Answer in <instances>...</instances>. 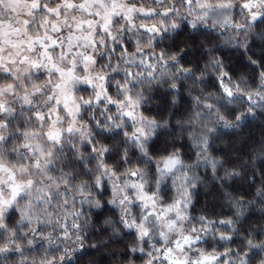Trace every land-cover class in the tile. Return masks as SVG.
<instances>
[{
    "label": "clouds",
    "instance_id": "9594fccd",
    "mask_svg": "<svg viewBox=\"0 0 264 264\" xmlns=\"http://www.w3.org/2000/svg\"><path fill=\"white\" fill-rule=\"evenodd\" d=\"M44 2L56 6L58 0ZM173 3L179 8L178 13L167 18L141 19L137 16L135 29H130L117 15L111 32L117 43L123 40L128 45V51L113 52L112 40L101 33L97 41L100 46L92 49L96 63L91 60L85 63L77 57L76 79L67 85L66 95L63 85L54 87L61 83L55 72L46 68L30 69L27 65L21 67L20 63L9 64L5 49V55L0 59V63L6 65V68H0V87L14 84L17 96L25 91H38L33 108L44 115L51 113L50 124L57 133L61 130L64 133L50 139L47 135L49 122H43L41 126L37 120L31 122L37 129L36 135L23 141L13 138L8 142L10 130L3 132L5 142L0 143V165L4 166V171L0 173V194L5 199L11 195L13 174L18 183L31 181V187H26L19 195L14 207L24 212L30 205L34 215L42 218L40 234L34 243L43 242L44 245L39 255L24 253L22 260L10 264H52L53 256L55 264H61V257H64L63 264H150L147 249L143 258H133L129 249H138L140 242L136 235H126L135 233V229L124 220L130 224L144 215L136 198V188L141 184L145 189L154 187L158 202H165L166 192L171 201H183L184 208L177 219L179 226L174 229L169 226V232L182 239L185 232L192 235L193 221L203 217L200 214L203 193L208 190L206 176L200 174V161L218 147L219 129L234 134V139L225 138L223 145L234 147L243 164L248 166L245 169L247 182L254 185L255 194L247 202L264 213V200L259 199L260 203H257L256 197L257 191L264 192V19L253 24L248 20V14L241 10L235 23L229 17L227 35H221L225 31L222 26L201 24L191 28L183 0H160V3L156 0H119L116 11L119 14L124 8L127 12V8L139 4L140 8H155L159 12L162 5L168 8ZM9 7L7 3L0 6L2 9ZM44 16L41 12L36 20L40 21ZM142 24H155L160 28V34L140 31ZM237 27L243 30L242 35L232 32ZM125 30L130 34L127 40ZM238 39L239 45L236 44ZM236 47L244 53L241 66H236L235 60L225 55L228 49ZM57 63L69 67L67 61L58 59ZM221 65L231 76L226 83L233 86L234 92L252 95L251 105L243 95H236L235 100L239 103L227 104L219 88L200 96L192 95L182 87L188 86L185 78L189 74L195 76L196 82L208 80L209 76L216 81ZM182 69H190V72L185 74ZM184 95L191 96L190 107L182 100ZM196 97L200 98L199 105ZM205 100L213 104L222 101L226 111L236 109L235 113H243V121L237 123L230 116L228 127L216 124L214 115L209 117L202 107ZM128 112L133 116L129 117ZM205 136L209 137L207 146L203 140ZM27 140L31 141L30 149L24 147ZM169 157L179 160L180 166L166 173L160 165ZM233 174L242 175L240 170L229 173L230 176ZM168 176L172 177L171 184L167 183ZM177 177L183 181L179 187L176 186ZM49 192L51 199L43 200L37 207L41 195L46 197ZM121 200H124L123 204ZM73 215H78L79 219L72 221ZM65 218L70 221L71 235L62 240L61 222ZM19 222L17 219V224ZM72 223H79L81 227L74 230ZM149 224L151 235L147 240L151 251H155L158 246L152 241L160 238L162 228L154 221ZM34 227L35 224L24 234ZM195 229L196 237L200 239V230ZM169 232L163 237L164 246H169L173 239ZM28 240L33 243L31 237ZM53 245L56 250L50 252ZM23 247L28 248L29 244ZM243 247L248 264H264V233L257 241L250 231ZM66 248L72 249L75 255L65 252ZM199 251L198 248H191L189 252L177 251V257L195 260L191 253ZM103 256L108 260H102ZM238 257L236 264L243 259L239 253Z\"/></svg>",
    "mask_w": 264,
    "mask_h": 264
},
{
    "label": "snow or ice",
    "instance_id": "6c2138e0",
    "mask_svg": "<svg viewBox=\"0 0 264 264\" xmlns=\"http://www.w3.org/2000/svg\"><path fill=\"white\" fill-rule=\"evenodd\" d=\"M83 0H81V3ZM119 3V0H117ZM157 3H160V0H156ZM3 3V0H0V4ZM72 5L75 6V0H58V3L56 6H52L49 3H45L44 0H33V9L34 12H38L41 8L46 10V13L51 16L55 15L59 17L62 14V9L65 6ZM264 0H239L237 3L236 0H183V7H185L188 10V19L187 23L188 25L195 29L199 25L204 26H213V27H225L228 25V19L231 16H227L223 22H221L218 19V14L222 12H227L229 9H233L235 7H239L243 12L248 14V20L251 21L253 24H255L258 20L264 19ZM195 6V7H193ZM121 11L123 12L122 19L125 21L126 25L130 29L136 28V16L137 14H142L145 17H154L159 16L161 18H167L169 16H172L173 13H178L179 8L176 6L175 3L171 5V7L164 8L162 5V10L157 12L155 8L152 9H145L140 7H130L127 8V12H125L124 8H121ZM112 13H109L107 16H105V32L107 36H110L113 42V48L112 51L115 52L117 48L123 52L128 51V45L123 42V40H120L119 43H117V38L113 36L111 32V17ZM34 19V16L32 17ZM233 20L234 18L231 17ZM211 22V23H210ZM161 24H163V19L161 20ZM173 28L176 27V24L173 23ZM239 31V27L236 28ZM140 31L146 32V33H153L160 34V28L157 27L155 24L149 26L148 24H142L140 26ZM264 38V37H262ZM51 39V38H50ZM55 41L53 40L51 45L49 47L55 45ZM41 47L44 48V54L48 56V60L50 62L49 64H45L43 60H32L30 56L23 55L22 59L19 61L20 64L27 65L30 69H38L40 67H44L48 69L49 71L55 72L57 77L59 78L60 82L59 84L55 85L54 87L60 88L61 85H63L65 95L67 85L71 83L72 80L76 79V65H77V58L72 57L71 59L65 57L63 61H67L69 64V67L65 68L62 64H57L52 61V55L48 52V48L45 47L43 44H41ZM35 49H32L34 51ZM160 59L163 61V53L160 54ZM175 59V58H173ZM91 60L92 63H96V60L94 57L84 56L83 61H89ZM151 61V57L149 58V63ZM13 64L15 61L12 62ZM0 68H6V65L0 63ZM86 70V69H85ZM185 74L190 72V69H182ZM215 71V70H214ZM152 72H155V69H152ZM203 76V73L201 74ZM15 79V77H12ZM49 80L51 81V77H49ZM231 80V76L226 71L221 70L218 72V75L216 77V85L218 86L220 92L222 93L223 98L226 99L227 104L232 105L234 103H239L235 100L236 95H243L244 99L247 101L248 104L253 103V97L252 95H246L243 92H234L233 86L231 84L226 83V81ZM90 82V81H89ZM175 87V85H173ZM236 88L239 89V85H236ZM10 95L17 96L15 85L9 83L7 87H0V143L5 142V138L3 136V132L6 130H9V123L8 121L14 116L15 109L10 107L7 104V97ZM39 95L38 91H33L32 93H28L25 91L23 95L17 96L18 99H20L23 103V105H32L33 104V98ZM258 95V94H257ZM196 103L199 105L201 103L200 98L196 97ZM59 103V101H57ZM203 109L206 111L207 115L209 117H212L214 115L215 117V123L216 124H222L225 127H228L231 124L230 115L229 112L225 109H222L218 104H213L210 101L205 100L202 105ZM127 115L129 117L133 116L132 112H128ZM34 118L37 121H40L41 126H43V122L47 119L50 120V115H44L41 111H35L33 113ZM231 116L234 117L235 121L237 123H240L244 119L243 113H232ZM69 132L72 131L71 128L68 129ZM209 131H214V129H209ZM25 139L28 138L27 132L24 133ZM50 139H56V137L49 136ZM208 136H205L203 138L205 146H207L208 143ZM91 144V141L89 142ZM24 147L27 149L31 148V141L27 140V142L24 144ZM91 150L95 151V146H91ZM171 163L179 164V160H173ZM165 168L168 169V172H172L173 169L169 167V163H165ZM4 171V166L0 165V173ZM132 176L136 177V173L132 172ZM31 187V181H29L27 184L18 183L15 181V175L12 176V184L10 186V193L11 195L5 199L2 194H0V233L5 234V238L0 241V257H7L10 252L15 250L21 257V260L23 259L24 255V247L25 245L22 241L18 240L17 238V232L14 228H10L8 225V214L11 213L12 209H15V212L17 214V217L19 219V226L21 229V233L26 238V244H29V248L36 247V244L34 243L40 234L41 230V219L38 214L34 215L33 210L31 206L24 211L21 212L18 207H14V205L17 204L19 195L24 192L25 188ZM135 187V186H134ZM52 193L49 192L47 196L41 195L40 200L36 202V206L39 207L40 203L45 199H51ZM256 197L260 200H264V192L257 191ZM136 198L140 205H142L144 209V215L139 219H133L131 223L127 221V219L124 220V223L128 225L130 228L135 229V235L137 236L139 243V247L129 249L130 253L135 256L137 254V251L141 254H145V248L143 247V242L147 240V238L151 235L150 231V224L149 221H154L160 225L162 228V231L160 233L161 237H164L165 235V229H168L169 226H175L176 220L169 219L170 215L174 211H178V205L180 201H176L175 203H171L168 205H161L157 203V198L155 193H149L145 190L144 186L141 184L138 188H136ZM121 204L124 203V200L120 201ZM237 207V215L240 218H243L245 215V203L244 198L242 197L240 201L236 202ZM160 209L159 212L157 209ZM180 218V214H177L176 219ZM78 215L72 216V221L78 220ZM202 222L211 224L215 223V221H207L206 217L201 218ZM62 228H61V239L66 240L71 235V232L69 231V224L70 221L65 218L62 222ZM221 225H228L232 231H235L234 228V221L232 218L227 219H221L219 221ZM33 224H35V227L31 232H27L25 235L24 233L27 231L29 227H31ZM24 225H28L27 229L24 228ZM72 229L78 230L81 225L79 223H72L71 224ZM211 229L209 227H204L203 231L208 232ZM196 229H192V233H195ZM221 239L231 240L232 236L227 233H220ZM31 237L33 243H29L28 238ZM51 239V238H49ZM184 244H194L198 242V237H193V235H184L183 237ZM184 244H181L180 240L175 241L176 249L179 252H183ZM53 247H56L53 245ZM65 252L69 253L70 255H75L72 249H64ZM240 256L243 257V259L240 261V264H248V256L244 252H239ZM150 264H157L158 261H162L163 264H189V259L185 258L181 260L179 257H177L173 251L172 247L164 246L162 248H156L155 251H149L147 253ZM224 257H227L229 253L226 251L222 254ZM47 258V257H45ZM64 257H61V264H63ZM219 256H213V254L208 253H201L200 257H198L195 260H191L190 264H212L213 260L219 261ZM4 264H10L9 261L5 260ZM52 264H55V256L52 258ZM226 264V261H225Z\"/></svg>",
    "mask_w": 264,
    "mask_h": 264
},
{
    "label": "trees",
    "instance_id": "16d2710c",
    "mask_svg": "<svg viewBox=\"0 0 264 264\" xmlns=\"http://www.w3.org/2000/svg\"><path fill=\"white\" fill-rule=\"evenodd\" d=\"M136 5L140 6L139 4ZM240 11L241 10L238 6L234 8V19L232 20L233 23L236 22V18L238 17ZM140 18L153 19L155 16L149 18ZM256 23L259 24V20ZM224 29L225 31L222 32L221 35H227L228 27ZM232 32H240L241 35L243 34L242 29H239L238 31L234 28L232 29ZM129 35V33L124 34L125 40H127ZM193 40H195V37H193ZM240 43L241 41L238 39L236 44L239 45ZM117 50H119V48H117ZM197 55H199V53H197ZM225 55L230 60L234 59L236 66L243 65L244 53L239 47L228 49ZM193 59H195V57H193ZM196 68L198 71L200 70L199 62H197ZM214 70L215 68H213V71ZM253 71H255V69H253ZM185 79L188 81V86L182 87H185L186 92H190L192 95L202 96L204 93L215 91L218 88L215 83V78L212 76H209L208 80H200L199 82H196L195 76L191 74H189ZM201 88L203 89V92L200 91ZM182 100L189 107L193 103L191 96L189 95L182 96ZM218 105L222 109L225 107L222 101L219 102ZM235 111L236 109H231L229 111V115L231 116V114L235 113ZM33 113L34 112L32 109H25L24 111H20L19 114L16 111L15 115L8 121L10 130L8 142H11L13 138L18 141H23L25 139L24 133L27 132L28 134L33 129L29 123V120L33 119ZM219 132L221 135L216 138L218 147L213 150L211 155H206L200 161L202 169L200 174L205 175L206 181L208 182L205 185L208 190L203 193L202 210L200 214L203 215V217H206L207 221H215V223L208 224L202 222L201 219H195L191 225V229L199 228L201 233L200 238L202 240L194 245V248L201 249V251L197 252L198 254L211 253L213 256H219L220 259L216 264H225V261L226 264H236L239 259L238 253L245 250L243 246L246 244V238L249 237V232L251 231L252 235L255 236L257 241L262 238V233H264V213L258 211L256 205L249 204L247 202L248 200L252 199L255 194L254 185L247 182V172L245 169H247L248 166L243 164L242 157L237 154V150L234 147H226L223 145V140L227 138L229 141H232L234 139V134L225 129H219ZM133 155H135V153H133ZM170 159L175 158L169 157L164 160L163 163H166V161ZM162 164L160 166H162ZM233 170H240L242 175L236 176L233 174L230 176L229 173L233 172ZM182 182L183 181L177 177L176 186L179 187ZM167 183H172L171 176L167 177ZM147 190L149 193H155L156 195V189L154 187H148ZM170 191L171 189H169V192ZM242 197L244 198L245 203V215L243 218H240L237 215L236 202L240 201ZM164 201L165 202L160 203L163 205H168L176 202L170 200L169 194L167 192L164 193ZM257 203H260L258 198ZM227 218L233 219L235 231H232L228 225H221L219 223L221 219ZM17 219L18 217L14 209L8 214V225L10 228H14L16 230L18 240L26 244V238L21 233L20 226L17 224ZM253 225H255V227H253ZM27 227L28 225H24L25 229H27ZM186 227L188 226L186 225ZM204 227H209L211 230L204 232ZM221 232L230 234L232 239H221ZM192 234L196 236V232ZM126 235H135V233H126ZM4 238L5 234L0 233V241H2ZM43 246V242H41L36 244V247L34 248H24V253L29 256L33 254L39 255ZM55 250V247L49 249L50 252H54ZM226 251L229 253V255L224 257L222 254ZM145 255L146 253L141 254L138 250L137 254L133 256V258L141 259ZM77 256H80V254L78 253ZM113 258L115 257L113 256ZM123 258L126 259L127 257L125 256ZM20 259V255L15 250H13L8 254L7 257H0V264H4L5 260L11 262ZM102 260L107 261L108 257L103 256Z\"/></svg>",
    "mask_w": 264,
    "mask_h": 264
},
{
    "label": "rangeland",
    "instance_id": "374dc122",
    "mask_svg": "<svg viewBox=\"0 0 264 264\" xmlns=\"http://www.w3.org/2000/svg\"><path fill=\"white\" fill-rule=\"evenodd\" d=\"M4 3H7L10 7L7 9L0 8V59L5 55L6 49L9 56V64H13V61L19 63L23 55H28L32 60H43L45 64H49L50 66L48 56L44 54V48L41 47V44L48 48V52L52 55L51 62L54 63H57L58 59L63 61L65 57L69 59L72 57H80L82 60L84 56L95 57V53L92 52V49L100 46L97 41L100 38L101 33L107 36L104 28L106 22L105 16L112 13L110 17L112 21L111 26L113 25V19L117 18V15L119 19H122L123 16L121 10L119 11V14H117V0H83L82 3L81 0H75V6H65L59 17L55 15L49 16L43 8L38 12H34L33 0H3V3L0 4V6ZM109 5H111V7H109ZM135 6L140 7L137 5ZM41 12L45 13V16L42 20L37 21L36 17ZM5 13L7 15H5ZM233 13L234 8L229 9L227 12L218 14V19L223 22L227 16L233 17ZM33 16L34 19L32 18ZM137 16L149 18L142 14H137ZM226 27L229 26L226 25L224 28ZM125 33L128 32L125 30L124 34ZM107 38L110 41L112 40L110 36H107ZM53 40L56 42L55 45L49 47ZM32 49L35 50L32 51ZM84 62L86 63V61ZM20 65L21 67L25 66L24 64ZM39 69L45 68L40 67L37 70ZM30 74L37 75V73ZM8 78L11 79V77ZM26 79L27 78L25 77V80ZM7 104L15 109V113L17 111L18 114L25 109H32L33 112L36 111L32 106L33 104L23 105L22 101L15 95L7 97ZM48 115L51 116L52 114L48 113ZM32 120H36L34 116L33 119L29 120L30 124ZM44 122H49L48 136L56 137L57 135H64L62 130L57 133V130L50 124L49 120L46 119ZM36 133L37 129L33 128L30 133H28V137L35 136ZM173 160L175 159H170L166 162L169 163V167L175 170L178 168L179 164L171 163ZM161 168L164 169L166 173L168 172V169L165 168V163L162 164ZM145 190L148 192L147 189ZM157 203L161 204L158 201ZM183 208L184 203L181 201L178 205V211H174L169 217V219L176 220V225L172 226L173 229L179 226L176 217L177 214H182ZM12 210H14V208ZM159 210L160 209L158 208L157 211L159 212ZM165 232H169V228L165 229ZM169 234L173 236V239L167 247L175 249L176 251H173L177 256L178 250L176 249L175 241L180 240L181 244H184V240L179 235H175L171 232H169ZM187 234L188 233L185 232V235ZM193 237L195 236L193 235ZM201 240L202 239L200 238L198 242L191 245L184 244L183 252H189V250L194 248V245ZM152 243H155L158 248H162L164 247L165 242L163 237L160 236V238L152 241ZM143 247L148 251H151L148 240L143 242ZM191 255L196 257V259L200 257V254L197 252L191 253ZM190 262L191 260H189V264ZM216 263V260L212 261V264Z\"/></svg>",
    "mask_w": 264,
    "mask_h": 264
}]
</instances>
